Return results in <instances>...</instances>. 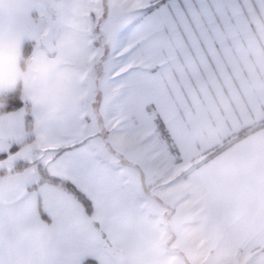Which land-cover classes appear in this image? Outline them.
Listing matches in <instances>:
<instances>
[{
	"label": "crops",
	"instance_id": "crops-1",
	"mask_svg": "<svg viewBox=\"0 0 264 264\" xmlns=\"http://www.w3.org/2000/svg\"><path fill=\"white\" fill-rule=\"evenodd\" d=\"M133 1L129 18L147 19L158 0ZM88 2L59 0L53 29L41 33L38 0H0V48L20 68L26 46L52 36L53 46L37 43L27 64L55 69L62 102L52 108L28 76L0 88L2 98L21 86L34 119L30 142L25 107L0 111V264H264V128L194 167L264 121V0L166 2L157 13L165 32L130 56L137 69L117 104L129 138L147 135L151 149L116 150L130 163L117 159L116 169L87 143ZM162 157L182 167L184 183L157 175ZM126 167L142 185L157 182L147 202L155 215L119 173ZM43 168L91 201L93 219L71 192L43 179Z\"/></svg>",
	"mask_w": 264,
	"mask_h": 264
},
{
	"label": "rangeland",
	"instance_id": "rangeland-1",
	"mask_svg": "<svg viewBox=\"0 0 264 264\" xmlns=\"http://www.w3.org/2000/svg\"><path fill=\"white\" fill-rule=\"evenodd\" d=\"M89 1V36L92 42L91 49L93 57L91 60V66L90 68H88L85 78L88 88L85 114L87 128L89 131H92H90L92 137L87 139V143L93 150L98 153V155L101 154L103 156V159L108 164L110 169H116L118 168V163L116 160L123 159L120 155L115 154L117 153L116 150L119 151L133 148L134 146L131 143H139L141 144L140 147L143 146L151 149V142L147 140V135H145L143 138H140L139 140V135L138 137H134L131 139L129 138L131 137L129 135L131 134L132 126L131 124H129V122H127V119L124 120L123 123H118L119 115L121 113V111L119 113V110L117 109V104L119 102L118 96L122 90L124 91L126 82L130 79L128 77L129 73H134L137 69V66H134L135 64H133L130 55H127L126 52H122V44L117 47V33L123 26L124 22L130 19L129 16H131V13L127 14L126 9L129 6H132L134 1ZM94 5L100 6L103 9V14L100 11L102 15H100L99 12L96 11V9L94 10ZM111 5L113 7L112 9L110 8ZM123 9L125 11H123ZM139 13V11L138 13L135 12V15H139ZM43 19H45L44 14L42 12H39L37 20L38 31L43 33L48 28L52 30L53 27L51 28V23L49 24L50 27L46 23V27H43ZM124 34L127 35V31H125ZM37 43L46 48L44 39H40L39 37L37 42L35 44H32V54ZM134 128L136 127L134 126ZM154 139L157 138H153V140ZM154 142L156 146L154 147L159 150V141L155 140ZM155 162H159L161 164L160 168L162 169L157 173V175H159L160 173L161 175L163 174L164 180H166V182L169 178L172 184L178 185L180 183H184V177H186L187 175L184 171H182V167L178 166L173 160H168V158L162 157L160 159L157 158ZM122 164H130L126 159V156L120 165ZM119 173L123 177H125V181H127V184L134 191V193L137 194L140 199L146 202L145 206H147V212H149L151 215H155L154 212L152 213L151 211V206H148L147 204L150 203L148 201H151V193L154 194L155 192L154 188H157V182L152 180V185L151 187H149V183L144 180V183L142 185V183H139V180H137V175H139V173L137 174V172L134 171L133 168L129 167L125 168V172ZM143 174H145V176L147 174L151 176L152 174L153 176V173L150 174L144 172ZM163 182V180L160 181V183ZM148 189L150 190V194L148 193ZM160 221L161 220H159L158 222Z\"/></svg>",
	"mask_w": 264,
	"mask_h": 264
},
{
	"label": "trees",
	"instance_id": "trees-1",
	"mask_svg": "<svg viewBox=\"0 0 264 264\" xmlns=\"http://www.w3.org/2000/svg\"><path fill=\"white\" fill-rule=\"evenodd\" d=\"M58 1L59 0H38V9L37 12L35 13L36 16V21L38 20V13L42 12L45 16L44 22L49 26V24H54L56 23V15H57V6H58ZM168 0H158L155 3H152L151 5L160 7L162 4L166 3ZM56 7V8H55ZM145 11L149 12L151 11L148 7L145 9ZM38 22V21H37ZM48 22V23H47ZM32 44H28L25 48L24 52V59H23V68L25 65H27V62L32 54ZM22 102L23 107L26 109V130L28 132V140L32 142L34 139V119H33V114L31 110V106L27 104L23 99H22V87L19 86L14 92L9 93L2 98H0V111H10V110H15L18 109L16 105ZM20 108V107H19ZM156 123L158 126V129L163 133L164 135H168L162 121L160 120L159 117L156 118ZM264 128V121L261 123H258L252 127L246 128L242 130L241 132L233 135L231 138H229L227 141H225L220 147L216 148L213 150L211 153H209L204 159H201L197 162H195L194 167H197L201 165L203 162L210 160L217 154L221 153L222 151L226 150L227 148L233 146L235 143L241 141L242 139L246 138L247 136L257 132L258 130H261ZM171 151L177 156V151L174 149L173 146H171ZM177 162L179 163V159H177ZM27 164L24 163L21 166H18L16 170H20L24 168ZM6 172H1L0 176L5 174ZM43 173V179L49 180L51 182L57 183L64 188H66L69 192H71L75 197H77L80 202L82 203L83 207L85 208L87 214L89 217L93 219V206L91 201L78 189L76 188L73 184L61 180L59 178L53 177L49 174V172L43 168L42 169Z\"/></svg>",
	"mask_w": 264,
	"mask_h": 264
},
{
	"label": "clouds",
	"instance_id": "clouds-1",
	"mask_svg": "<svg viewBox=\"0 0 264 264\" xmlns=\"http://www.w3.org/2000/svg\"><path fill=\"white\" fill-rule=\"evenodd\" d=\"M55 69L53 67L27 64L20 68L6 48H0V88L14 83L18 77L28 76L30 84L46 98L54 109L61 105L57 95V85L53 82Z\"/></svg>",
	"mask_w": 264,
	"mask_h": 264
},
{
	"label": "snow or ice",
	"instance_id": "snow-or-ice-1",
	"mask_svg": "<svg viewBox=\"0 0 264 264\" xmlns=\"http://www.w3.org/2000/svg\"><path fill=\"white\" fill-rule=\"evenodd\" d=\"M151 11L148 12V18L133 17L124 22L123 26L117 33V44H123V49H127L130 56L143 54L145 48L151 47L152 37L161 36L165 32V21L162 20L157 13L161 8L167 9L166 3L160 7L149 4L147 6ZM127 31V35H125ZM138 41L140 43L138 44ZM141 44L144 47H141ZM122 49V50H123ZM134 77V73H129L130 80ZM17 108L23 107V103L19 102Z\"/></svg>",
	"mask_w": 264,
	"mask_h": 264
},
{
	"label": "water",
	"instance_id": "water-1",
	"mask_svg": "<svg viewBox=\"0 0 264 264\" xmlns=\"http://www.w3.org/2000/svg\"><path fill=\"white\" fill-rule=\"evenodd\" d=\"M51 26H53V24ZM43 39H44V44L46 47H52L53 46V43L50 42V39H52L51 35H47Z\"/></svg>",
	"mask_w": 264,
	"mask_h": 264
}]
</instances>
